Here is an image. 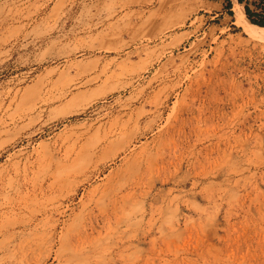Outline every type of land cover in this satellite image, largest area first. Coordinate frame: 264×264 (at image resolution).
<instances>
[{
  "label": "rangeland",
  "instance_id": "rangeland-1",
  "mask_svg": "<svg viewBox=\"0 0 264 264\" xmlns=\"http://www.w3.org/2000/svg\"><path fill=\"white\" fill-rule=\"evenodd\" d=\"M243 6L0 0V264H264Z\"/></svg>",
  "mask_w": 264,
  "mask_h": 264
},
{
  "label": "trees",
  "instance_id": "trees-1",
  "mask_svg": "<svg viewBox=\"0 0 264 264\" xmlns=\"http://www.w3.org/2000/svg\"><path fill=\"white\" fill-rule=\"evenodd\" d=\"M226 1V7L231 6V0H225ZM239 4H244V12L246 14V17L249 19L250 22L253 24L264 26V14H253L254 12L250 9L247 0H236ZM255 15V18H254Z\"/></svg>",
  "mask_w": 264,
  "mask_h": 264
},
{
  "label": "bare ground",
  "instance_id": "bare-ground-1",
  "mask_svg": "<svg viewBox=\"0 0 264 264\" xmlns=\"http://www.w3.org/2000/svg\"><path fill=\"white\" fill-rule=\"evenodd\" d=\"M237 16H239L238 17V21L239 22H240V20L242 22L241 18H243L245 20V22H243V26L241 28H243L245 33H247L249 36H258V35H261V34L264 33V26H257V25H254L253 23L249 22L245 18L246 16H244V12L242 10H240V9L238 10V15Z\"/></svg>",
  "mask_w": 264,
  "mask_h": 264
}]
</instances>
